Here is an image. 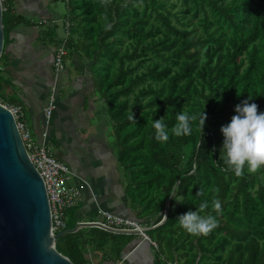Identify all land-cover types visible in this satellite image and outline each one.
Listing matches in <instances>:
<instances>
[{"label":"trees","instance_id":"obj_1","mask_svg":"<svg viewBox=\"0 0 264 264\" xmlns=\"http://www.w3.org/2000/svg\"><path fill=\"white\" fill-rule=\"evenodd\" d=\"M52 1L68 8L69 55L90 59L93 91L112 126L128 206L138 220L156 225L148 233L157 246H142L151 252V264H264V168L237 177L220 159L221 127L236 105L252 96L249 102L264 112V0ZM3 4L0 102L23 105L11 94L15 85L5 74V51L17 27L35 23L17 14L15 0ZM183 110L206 113L203 131L197 119L190 135L171 133ZM132 111L136 122L127 118ZM161 118L167 142H158L151 127ZM214 198L221 214L212 208ZM204 201L209 207L201 215L214 216L218 227L194 236L177 218ZM78 208L79 202L68 209L66 229L75 227ZM135 241L133 235L79 227L60 236L56 248L75 264H90V246L119 262Z\"/></svg>","mask_w":264,"mask_h":264},{"label":"crops","instance_id":"obj_2","mask_svg":"<svg viewBox=\"0 0 264 264\" xmlns=\"http://www.w3.org/2000/svg\"><path fill=\"white\" fill-rule=\"evenodd\" d=\"M17 1L19 4L20 0ZM24 1L36 13L30 18L35 24L20 25L13 31L14 40L5 51L9 57L5 74L8 81H14L15 86L10 87L11 94H15L23 102L34 138L42 142L46 134L47 142L56 157L73 171L71 179L75 185L80 187L83 178L90 181L92 193L85 186L80 188L77 222L101 220L103 216L100 210L137 219L128 206L122 184L123 177L118 178V186L115 189L99 187L104 185V181H111L120 168L116 153L112 149L113 140L107 136V129L104 130L110 123L93 112V99L97 96L92 95L93 90L87 91L90 84L82 79L81 73L72 74L71 77L61 74L56 79L55 53L66 35V16L63 17L56 11L58 2ZM45 1L49 2V15L38 18L40 8H45ZM48 23L49 28L45 26ZM55 82H58L59 86L57 105L52 118L47 121L44 108L48 105L50 90ZM102 131L105 136L101 134ZM139 221L152 228L156 226ZM121 234L133 235L136 238V244L124 258L118 259L117 262L113 253L110 255L97 246H90V264H151V252L142 248L148 240L134 233Z\"/></svg>","mask_w":264,"mask_h":264},{"label":"water","instance_id":"obj_3","mask_svg":"<svg viewBox=\"0 0 264 264\" xmlns=\"http://www.w3.org/2000/svg\"><path fill=\"white\" fill-rule=\"evenodd\" d=\"M3 12L0 0V58L5 46ZM169 207L167 202L166 217ZM79 227L112 232L96 221H78L72 229L52 232L45 181L28 154L14 114L0 102V264H75L56 242Z\"/></svg>","mask_w":264,"mask_h":264},{"label":"clouds","instance_id":"obj_4","mask_svg":"<svg viewBox=\"0 0 264 264\" xmlns=\"http://www.w3.org/2000/svg\"><path fill=\"white\" fill-rule=\"evenodd\" d=\"M103 2L107 4L108 0H103ZM106 27L110 29L111 25ZM204 51L206 52L207 49ZM251 99L253 97L249 96L248 100L236 105V114L232 116L227 125L221 127L224 140L220 159L224 161L229 170L234 171L237 177L242 176L245 169L252 174L264 168V112L259 111V106L256 103H250ZM127 118L129 121L136 122L133 111ZM197 119H199V125L203 131L207 120L206 113L203 112L198 117L197 115H189L183 110L176 115V123L170 131L176 137L190 135L192 131L191 122ZM150 123L155 130V139L158 142H167L169 130L165 124V119L152 120ZM203 194L202 189L197 193L201 196ZM208 207V202L204 201L199 203L196 211H188L180 215L177 218L178 226L194 236L209 235L218 227V220L212 215H201ZM212 208L217 214L222 213V205L219 199H213ZM165 218L167 217L165 216Z\"/></svg>","mask_w":264,"mask_h":264},{"label":"built area","instance_id":"obj_5","mask_svg":"<svg viewBox=\"0 0 264 264\" xmlns=\"http://www.w3.org/2000/svg\"><path fill=\"white\" fill-rule=\"evenodd\" d=\"M6 0H2L4 3ZM3 9L4 4H3ZM66 36L64 41L57 48L54 60V70L56 79L66 70V56L69 53V48L66 44L67 38L70 34V27L72 21L69 17L64 19ZM56 82L53 85V93L49 98L48 105L44 108L45 118L49 121L52 118L53 112L56 108ZM14 114L18 128L21 132L23 141L27 148L28 154L45 181L46 189L51 205L52 215V232L55 234L67 228L68 223V209L75 205L81 197V189L79 186H71L68 181L73 176L71 168L61 160H59L52 151L47 142L46 134L42 142L36 140L32 133V129L26 117V110L21 104H4ZM103 216L101 220H95L112 230L115 233H134L141 236L143 239L154 242L148 231L152 226H147L134 218L123 217L115 215L106 210H100ZM81 222H90L80 220ZM178 264V263H171Z\"/></svg>","mask_w":264,"mask_h":264},{"label":"rangeland","instance_id":"obj_6","mask_svg":"<svg viewBox=\"0 0 264 264\" xmlns=\"http://www.w3.org/2000/svg\"><path fill=\"white\" fill-rule=\"evenodd\" d=\"M15 3H16L15 7H16V10H17V14L24 15L26 18H29V19L31 18V15H35L36 14L34 12V9H30V5H27V3L24 0H20L19 4H18V1L16 0ZM43 4H44L45 8H43V9L40 8V13L37 14L38 18H42L45 15H49V2L45 1V3H43ZM66 6H67L66 3L60 1V2H58L57 7H55V9L61 16L64 17V16H66V13H68V8L66 10ZM45 26L47 28H49V23L45 24ZM65 63H66V70L62 74H67V77H69V76L71 77L72 74H78V73L80 74L81 73L80 76L82 75V79L87 80L88 83L90 84V86L88 87L87 91L92 92L93 84H92V81H91V73H90V68H89L90 59L83 58V60L81 61V60L78 59V57L76 55H72V56L68 55L67 58H66ZM56 85H57L56 86V90L57 91L55 93V97L57 99L58 89H59L58 82L56 83ZM84 92H86V91H84ZM52 93H53V85L51 87L49 97H51ZM94 94H95V96H97V98L95 97L94 98L95 100L93 99V112L94 113H98L99 114L98 116L100 118H102L103 120L107 121L108 120V116L106 115L105 107H104L102 101H100L99 95L96 94L93 91L92 95H94ZM48 103H49V101H48ZM105 129H107V130H105ZM104 130L107 131V133H108L107 136L112 141L114 139L113 132L111 131L112 127L108 124L106 127H104ZM101 134L105 136V132L104 131H102ZM50 147H51V145H50ZM51 149H52V147H51ZM113 151L115 152L114 149H113ZM120 177L121 178L123 177L121 171H119L118 174L116 173V175L113 176V179H111V181H104V185H101L99 187H101L102 189H105V188H108V187H112L113 189H115L118 186V181L117 180ZM81 181H82V185L81 186L82 187L85 186L92 193L91 188H90V184H89L90 181L87 178H83ZM68 184L73 186V187L77 186V185L74 184L73 179H70L68 181ZM81 186H80V188H81Z\"/></svg>","mask_w":264,"mask_h":264}]
</instances>
